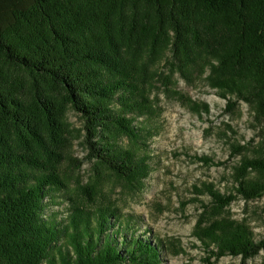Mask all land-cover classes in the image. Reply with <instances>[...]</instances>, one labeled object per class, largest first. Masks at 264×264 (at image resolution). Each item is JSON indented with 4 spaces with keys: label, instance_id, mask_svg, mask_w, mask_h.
Wrapping results in <instances>:
<instances>
[{
    "label": "trees",
    "instance_id": "trees-1",
    "mask_svg": "<svg viewBox=\"0 0 264 264\" xmlns=\"http://www.w3.org/2000/svg\"><path fill=\"white\" fill-rule=\"evenodd\" d=\"M202 73L227 99L225 113L243 101L264 123V0H0V264H159L151 239L114 230L115 206H75L60 225L45 219L47 192L62 184L70 111L82 120L85 158L133 179L140 159L111 143L133 135L126 114L160 77L169 85ZM252 170L264 176V158L241 160L245 199L264 196ZM209 191L211 219L195 235L210 255L264 252V236L218 218L236 195Z\"/></svg>",
    "mask_w": 264,
    "mask_h": 264
},
{
    "label": "rangeland",
    "instance_id": "rangeland-1",
    "mask_svg": "<svg viewBox=\"0 0 264 264\" xmlns=\"http://www.w3.org/2000/svg\"><path fill=\"white\" fill-rule=\"evenodd\" d=\"M158 69L166 67L161 63ZM206 76L175 74L169 85L160 77L148 88V100L126 114L133 135L119 133L111 143L116 151L129 149L140 159L141 174L133 179L85 158L82 120L70 111L73 132L60 166L62 184L47 192L45 219L66 225L75 206L94 212L99 205H111L119 214L111 219L114 230L118 226L122 234L151 239L161 254L159 264H260L264 252L246 261L231 255L215 258L213 246L195 235L198 220L204 218L206 226L211 219L205 208H211L209 190H214L236 195L218 218L245 223L256 240L264 236V196L245 199L236 192L242 158H264V123L243 101L225 113L227 99L209 86ZM249 177L264 180L258 170Z\"/></svg>",
    "mask_w": 264,
    "mask_h": 264
}]
</instances>
